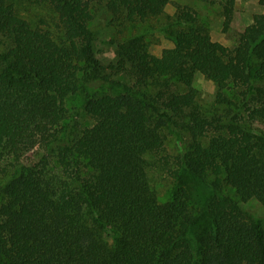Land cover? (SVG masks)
<instances>
[{
	"label": "trees",
	"instance_id": "obj_1",
	"mask_svg": "<svg viewBox=\"0 0 264 264\" xmlns=\"http://www.w3.org/2000/svg\"><path fill=\"white\" fill-rule=\"evenodd\" d=\"M32 1L52 25L0 0V264H264V225L241 205L264 206V12L226 46L177 7L159 27L171 47L153 54L123 28L170 0ZM221 5L227 30L234 0ZM102 9L118 33L109 62L89 26ZM196 73L219 111L196 103ZM73 95L92 119L77 131ZM164 128L188 142L160 199L145 155L164 152Z\"/></svg>",
	"mask_w": 264,
	"mask_h": 264
},
{
	"label": "rangeland",
	"instance_id": "obj_2",
	"mask_svg": "<svg viewBox=\"0 0 264 264\" xmlns=\"http://www.w3.org/2000/svg\"><path fill=\"white\" fill-rule=\"evenodd\" d=\"M18 13L29 20L32 24L47 23L52 25L54 21L53 12L44 4L32 0H12ZM222 0H170L165 10L158 16L149 18L143 22L126 24L123 28V35L142 34L153 54H159L163 48L171 47L172 42L159 30V27L171 20L177 7L188 6L193 9L198 17L199 23L206 25L212 40L221 42L226 46L236 44L237 32L242 31L251 22L256 13L264 12V6L258 0H234L233 15L227 30H223ZM170 17V18H169ZM109 16L105 10H99L94 15L89 26L94 32L95 40L93 47L96 56L103 62L115 60L114 45L108 40L117 35V31L108 22ZM52 22V23H51ZM121 34V35H122ZM122 80H126L121 75ZM195 89V101L203 113H212L220 110V104L216 110V85L196 73L193 79ZM105 88V87H104ZM230 96L231 93L226 91ZM80 99L77 96H69L66 105L68 107V121L70 130L77 131L92 122L80 106ZM165 150L162 155L167 157L169 163L161 160V154L147 153V172L149 179L155 183L159 198L164 199L171 186L169 170L174 167L187 145V133L182 130L164 128ZM40 151L33 149L23 154L21 161L31 163L37 160ZM190 179H197L190 177ZM244 209L258 216L264 225V206L255 198L241 201Z\"/></svg>",
	"mask_w": 264,
	"mask_h": 264
}]
</instances>
